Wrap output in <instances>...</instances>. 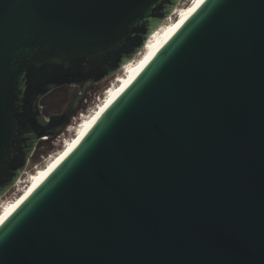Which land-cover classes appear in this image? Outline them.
I'll list each match as a JSON object with an SVG mask.
<instances>
[{"label": "water", "instance_id": "95a60500", "mask_svg": "<svg viewBox=\"0 0 264 264\" xmlns=\"http://www.w3.org/2000/svg\"><path fill=\"white\" fill-rule=\"evenodd\" d=\"M180 1L0 0V198ZM0 264H264V0H204L0 225Z\"/></svg>", "mask_w": 264, "mask_h": 264}, {"label": "bare ground", "instance_id": "6f19581e", "mask_svg": "<svg viewBox=\"0 0 264 264\" xmlns=\"http://www.w3.org/2000/svg\"><path fill=\"white\" fill-rule=\"evenodd\" d=\"M182 1L183 0H181L175 7V10L171 13V15L151 33L140 52L125 63L123 67H121V69H119L114 75H112L117 79L114 82L109 83V85L103 89L100 96L96 98L94 104L86 111L83 110L81 114L77 113L72 121L67 125L64 132L74 134L72 138H69L65 142L63 148L53 155L49 154L46 156L42 161V163L44 162L43 166L40 165V168H36L37 170L28 179H23V176L28 173L26 169V171L24 170L16 184L12 187V189L16 190L17 194L0 212V225L18 208L26 197H28L45 180L46 176L62 163L74 147H76L83 137L89 132L102 113H104V111H106V109L116 101L126 86L135 79L147 62L172 37L184 21L192 13H194L198 7H200L204 0H191L187 7L182 6ZM137 59L138 62H135ZM122 70H126L125 74L119 75ZM102 95L105 96L101 99ZM64 135L65 134L62 133V135L58 137L60 138V141L63 139ZM8 193L0 198V203H2L8 196Z\"/></svg>", "mask_w": 264, "mask_h": 264}, {"label": "rangeland", "instance_id": "374dc122", "mask_svg": "<svg viewBox=\"0 0 264 264\" xmlns=\"http://www.w3.org/2000/svg\"><path fill=\"white\" fill-rule=\"evenodd\" d=\"M190 1L191 0H183L182 1V6L183 7H187L189 4H190ZM135 62H138V59L135 61ZM125 71L126 70H122L121 73H119V75H123L125 74ZM117 78L114 77V76H111L109 78H106L104 80H101L100 82H98L95 86H93V89H92V92L91 94L89 95L87 101H86V106L82 109H78L77 110V113L79 111H83L85 110L86 108H89L90 106H92L96 100V98L98 96H100L101 92L103 91V89L109 85V83L111 82H114ZM74 87L73 86H68V87H65V90H66V93H67V96H68V100L67 102L69 101V98L71 96V94L73 93L74 91ZM62 93L63 91L60 90ZM105 95H102L101 96V99L104 98ZM100 101V100H99ZM66 107V103L64 105L61 106V111L63 109H65ZM76 113V114H77ZM76 114L74 116H76ZM72 121V120H71ZM83 122V120H82ZM81 122V123H82ZM80 123V124H81ZM62 133H64L65 135L63 136V139L60 141V138H58L60 135H62ZM74 133H71L69 134L68 132H64V130L57 136L55 137H50L48 138L47 140H43L41 142H38L37 146H36V149L33 153V155L30 157L29 159V162L27 164V167L25 168L27 170V174H25V176H23V179H28L37 169L36 168H40V165L43 166L44 162L42 163V161L44 160V158L46 156H48L49 154L50 155H53L54 153L60 151L62 148H63V145L65 144V142L69 139V138H72ZM59 139V140H58ZM59 141H60V144H59ZM58 145V146H57ZM54 150V151H53ZM53 151V152H51ZM50 157V156H49ZM48 157V158H49ZM39 163V165H38ZM25 170V171H26ZM9 192V193H8ZM8 196L4 199V201L2 203H0V212L2 211V209L10 202L12 201V199L15 197V195L17 194L16 190L14 189H10L8 191Z\"/></svg>", "mask_w": 264, "mask_h": 264}, {"label": "flooded vegetation", "instance_id": "af4514ba", "mask_svg": "<svg viewBox=\"0 0 264 264\" xmlns=\"http://www.w3.org/2000/svg\"><path fill=\"white\" fill-rule=\"evenodd\" d=\"M65 87H68V86H60L58 88H55L49 93L45 94L40 99V102L44 105V110L47 113H59L61 112L60 109L62 105L66 103V107H67L68 104L71 102V100L73 99L74 93H75V89L73 93L71 94L69 101L67 102L68 96H67ZM60 90H62L63 93Z\"/></svg>", "mask_w": 264, "mask_h": 264}, {"label": "built area", "instance_id": "2783aa9c", "mask_svg": "<svg viewBox=\"0 0 264 264\" xmlns=\"http://www.w3.org/2000/svg\"><path fill=\"white\" fill-rule=\"evenodd\" d=\"M87 109H88V108H86V109H85V111H86ZM81 112H82V110H81V111H79L78 113H80V114H81ZM74 117H75V116H72V119H73ZM72 119H71V120H72ZM48 138H50V137H45V138H43V139H42V138H40L39 142H41V141H43V140H47ZM35 149H36V148H35Z\"/></svg>", "mask_w": 264, "mask_h": 264}]
</instances>
